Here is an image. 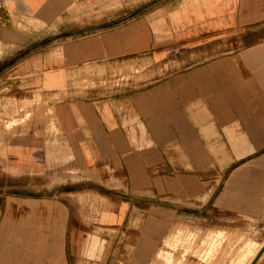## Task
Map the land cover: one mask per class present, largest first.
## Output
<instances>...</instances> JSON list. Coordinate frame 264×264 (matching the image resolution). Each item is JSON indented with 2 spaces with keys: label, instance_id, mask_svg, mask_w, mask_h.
I'll list each match as a JSON object with an SVG mask.
<instances>
[{
  "label": "crops",
  "instance_id": "obj_1",
  "mask_svg": "<svg viewBox=\"0 0 264 264\" xmlns=\"http://www.w3.org/2000/svg\"><path fill=\"white\" fill-rule=\"evenodd\" d=\"M94 1L0 0V120L29 115L0 127V264H147L183 217L240 236L232 264H264V0L107 11L51 51ZM84 76L116 84L70 94Z\"/></svg>",
  "mask_w": 264,
  "mask_h": 264
},
{
  "label": "rangeland",
  "instance_id": "obj_2",
  "mask_svg": "<svg viewBox=\"0 0 264 264\" xmlns=\"http://www.w3.org/2000/svg\"><path fill=\"white\" fill-rule=\"evenodd\" d=\"M135 3H137V6L135 5L131 8L128 7L124 10L122 8L116 10L121 4L120 0L82 2L79 5L68 8L66 20L69 19V21L64 20L62 23L63 25L59 28L60 33L55 35L58 42L55 47L59 46V43L60 46H62L66 41L92 33L97 26H90V24L86 23L87 19L91 21L99 20L101 15L107 11L111 12L110 14H113L115 17L114 20L112 19L113 17H111L109 22H106V20L101 17V19L105 21V24L116 22L119 18L131 19L137 14L147 12L150 9L153 12L151 17L163 11L161 7L152 6V4L158 3V0H151L150 2L142 3L137 1ZM155 9L159 10L155 11ZM101 21H99L98 24H102ZM52 40L53 36L49 39L46 38V40H36L34 44L32 43L33 45L30 46L31 52H42L41 48ZM52 46L53 45L50 47ZM56 49L52 48L51 51H59L58 47H56ZM1 53L2 49L0 48V54ZM84 79L83 83L70 81V89H68V92L70 94L81 92V88H83L84 85L88 86L89 84L100 89L103 86H108L114 83V81L109 80V78L102 79V77L97 80H89L88 76H84ZM116 82L119 83V80ZM39 107L40 103H36L37 110ZM23 118L24 119L21 121L17 119L16 122L18 124L15 122H11V124L5 123L7 118L4 120L1 119L0 127L3 129V137H16L15 130H13L12 127L24 126L27 123L25 118H29V115L24 113ZM168 222L170 223L168 225L169 230L164 235V238L162 236V238L153 246L149 259L150 261L147 264H232L233 251L236 245L235 243H232V241L239 240L240 236L234 235L229 237L226 234L223 235L222 231H216L215 235L212 232L209 235L206 225L202 223V219L200 218L197 220L194 218L191 219L190 217L178 219L172 218ZM250 244L252 243L250 242ZM247 247L248 246L246 245V248ZM246 250L249 254L253 255L250 248H247ZM91 255L92 254L90 253V256ZM244 260L246 259L239 258L234 261V264H243ZM117 264H132L126 251L121 253L120 262Z\"/></svg>",
  "mask_w": 264,
  "mask_h": 264
}]
</instances>
